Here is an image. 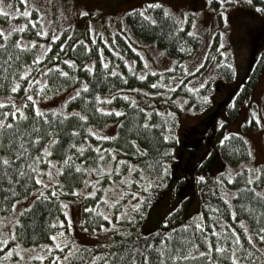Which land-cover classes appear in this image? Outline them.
Segmentation results:
<instances>
[{"label":"trees","instance_id":"16d2710c","mask_svg":"<svg viewBox=\"0 0 264 264\" xmlns=\"http://www.w3.org/2000/svg\"><path fill=\"white\" fill-rule=\"evenodd\" d=\"M159 2L155 0L145 3L143 8L130 10V13L124 16L126 26L116 27L112 34L115 38H109L112 48L117 49V52L111 50L107 46L108 42L102 41L100 36L93 40L88 33L84 34L83 30L77 38L72 31L70 35L62 34L60 40L52 41L50 49L42 54L43 58L38 63L33 61L36 60L41 49H28V47L21 49L17 46L13 49L14 45L10 43L6 44V54L4 49H0V94L17 93L16 98L23 102V99L27 100V97L31 96L30 93L42 95L67 88L74 92L71 97H75L67 100V111L53 109L41 111L48 117V121L52 122V130L60 137V143L51 149L52 156L49 159L58 162L56 164L58 168L63 165L65 155L72 156V163L63 165L62 173L57 174L55 168L52 179L59 181L53 184L56 196H52L51 199L44 197L36 199L41 191L51 196L52 189L43 188L34 180L28 181L26 185L25 178H20L19 185L0 181V214L9 213L12 209L11 204L15 200H20L21 195L30 196L36 193L30 203L31 207L27 206L19 213L17 220L20 223L17 224V220L14 223L13 234L9 240L10 246L33 247L51 241L52 235L65 225L67 210L65 203L80 199L84 227L97 230L100 225L108 223L115 225L116 230L111 229L112 239L109 241L98 243L96 246L77 247L73 255H67L66 264H91L92 257L97 253L104 255L117 252L120 255L125 253L131 255L132 247L143 248L147 243L160 246V240H165L170 245L171 251L165 249L166 255H175L177 250L180 255H187L193 242L200 246V251H205L207 246L202 239L201 231L196 228V224L200 223L204 225L203 234L214 242V246L216 241L223 243L225 236L231 234L230 231L225 232V229L234 228L241 234L245 249L251 250L244 228H248L255 238L258 229L264 227V203L258 198L253 199L250 192L242 193L240 198L232 196L233 192L244 187L249 171L248 168H244L235 176H230L227 175V167L230 169L248 157L249 144L242 134L231 133L226 125L228 119L239 113V109L235 106V102L240 99L237 97H247L251 92L264 66V57L261 65L242 85L238 94L235 93L234 97L230 98L228 118H223V125L219 124L222 119L219 115L217 123H213L211 119L195 121L180 135L178 123L184 111H198L199 107L207 105L209 97L205 88L188 86L195 82V77H192L191 73L190 75L183 73L182 66L186 64L184 60L198 48L196 33L189 29L185 19L168 12L166 6H162V2ZM155 3H158L159 7H149L150 4ZM165 12L168 15H165ZM152 20L156 23L153 24ZM131 31L141 40L153 42L163 49L177 61V66L163 72L147 71L135 60L128 66L121 47L127 44L125 38H128ZM27 32H30L29 29ZM49 32L50 29L44 36H36L37 32L33 31L22 36L33 38L38 47L46 37H49L47 43H51ZM14 35L8 39L13 38ZM110 53L115 55V61H110ZM7 55H11L12 59L8 60L6 65ZM129 56L128 53L126 58ZM68 60L74 61V65L67 64ZM54 65L59 67L55 68ZM85 65L88 67L86 68ZM28 68H31V71L27 76H22ZM49 69L51 71H48ZM61 71L68 75H61ZM141 76L144 79H141ZM188 77L191 81H188ZM34 80L47 83L43 89H40L35 87L38 83H33ZM17 81L20 85L30 82L32 87L12 91ZM85 83L88 85L87 89L82 87ZM77 91L80 93L79 96H76ZM97 95L101 98L99 101L96 100ZM5 105L7 108L12 106L9 112L7 108H2ZM5 105L1 107L0 113H11L19 108L29 117L27 121H21L22 128H31L33 121H36L41 127L40 134L43 135V130L50 127L42 117L36 116L32 104H25L22 107L16 103ZM99 108L108 111L102 113ZM54 111L55 116L52 115ZM117 112L121 114L117 115ZM61 113H73V115L62 117ZM75 113H79L80 116H76ZM83 116H87L88 119H81ZM2 118L3 116L0 115V119ZM8 119L12 120L13 117L9 115ZM112 124L115 133L105 134L104 129ZM89 129L96 135L93 136ZM73 130L76 131L75 135ZM209 132L213 138L211 142L217 139L218 150L213 153L208 149L203 162L195 167L193 177L190 171L182 175L177 188L174 189V192H177L180 188L191 187L198 196L199 212L183 218L179 208L164 216L158 229L148 233L142 232L141 225L150 207L165 190L169 189L171 183H175L174 162L188 153L189 149L196 152V149L201 147V140H204ZM45 142L46 140L31 145L30 154L42 156L39 149ZM80 145H84L82 150L79 149ZM97 148L101 151L98 152ZM109 149L112 151L109 152ZM215 155H219L222 161L221 172L216 176L204 172L210 159ZM76 165L88 171H77ZM188 165L193 168L191 164ZM35 166L43 169L49 167L46 159H42ZM25 171L29 170L25 168ZM260 173V180L254 182L257 191H261L260 187L264 183V169ZM251 174L258 173L253 171ZM201 177L204 179L201 180ZM229 177L232 179L230 180ZM42 179L49 181L47 175L42 176ZM8 188H13L17 195L13 197L7 191ZM33 189L37 191L33 192ZM89 192L95 194L89 196L87 195ZM106 194H114V198L116 197L111 204L112 207L111 205L103 207L105 203L102 196ZM137 204L140 205L138 209L134 207ZM107 208L110 210L108 215L104 213ZM233 211L236 213L235 219L232 218ZM106 216H110L111 220H106ZM127 216L133 219L128 220ZM240 220L245 222L244 225L238 223ZM59 221L64 223L59 224ZM184 225L190 227L184 228ZM165 233L171 236L170 241L165 237ZM184 240L187 242H182ZM0 245H2L1 262L6 254L7 243H2L0 240ZM155 255L156 253L149 251L150 257ZM192 255L195 256V252ZM212 255L214 258L218 256L215 252H212ZM139 259L137 255V260ZM261 259L264 264L263 257ZM96 264L103 262L97 261ZM123 264H127V258ZM169 264H208V261L206 258L197 257L188 261H169ZM221 264H230V261L221 258Z\"/></svg>","mask_w":264,"mask_h":264},{"label":"rangeland","instance_id":"374dc122","mask_svg":"<svg viewBox=\"0 0 264 264\" xmlns=\"http://www.w3.org/2000/svg\"><path fill=\"white\" fill-rule=\"evenodd\" d=\"M152 1L155 0H27L26 3L25 0H3L5 12L11 13V15L0 13V29H3V32H0V44L10 43L14 45V49L19 42L26 45L28 49H41L39 55H42L50 49L54 40L51 39V43H47L46 40L49 37H46L37 47L33 43L35 42L33 38H24L22 35L36 31V36H40L39 32L47 33L50 29V37L56 35L59 37L57 40H60L62 34L68 36L72 31L77 38L80 31L83 30L84 34L88 33L93 40L100 36L102 41L108 42L107 46L111 50L117 52V49L112 48L109 40L110 37L115 38L112 34L116 27L119 25L126 26L124 16L126 17L130 10L143 8L145 3ZM157 1L163 2L161 4L162 6L163 4L166 5L168 12L185 19L189 29L196 33L199 41L198 48L184 60L186 64L182 66L183 73L185 72L187 75L191 73L192 77H195V82L188 86L205 88L209 97L207 105H203L202 108L199 107L198 111H184L178 123L180 135L187 131L188 126L195 121L211 119L213 123H217L219 115H221L222 119L219 124H222L223 118H228L227 109L230 98L235 93L238 94L242 85L261 65L263 60L264 12L258 11L256 5L264 6V0H252V3H249L248 0H225L223 6H221L220 0ZM25 10L30 12L29 16L16 15V12L23 13ZM190 10L195 12H190ZM143 13L145 14V12ZM28 29L30 32H27ZM13 34H15L13 38L8 39ZM125 39H127L125 41L127 44L123 42L125 47H121V50L128 66L134 60L136 63H140L139 65L145 70L153 72H163L177 66V61L173 60L163 49L153 42L148 43L141 40L132 31ZM128 53L130 56L126 58ZM114 58L115 55L110 53V61ZM112 63L109 64L112 65ZM188 78V81H191L190 77ZM43 82L45 81L41 83ZM14 84L17 89L32 87L30 82L20 85L17 81ZM35 87L39 88L38 84ZM30 94L33 100L23 99L22 102L21 99L16 98L17 93L13 92V95L2 93L0 94V103L3 106L6 103L9 105L16 103L21 107L25 104H35L40 111L50 109L67 111L66 102L69 97L74 95V92L63 88L42 95ZM237 98L240 99L235 102V106L239 109V113L228 119L226 128L232 133H239L245 137L249 144V153L248 157L241 163L230 169L227 167V175L235 176L238 171L244 168L258 169L259 175H261L260 171L262 172L264 169V66L247 97L239 96ZM11 107L7 108L5 105L2 108H7L6 110L9 112ZM253 113L259 117V122ZM104 130L105 134L110 135L113 133L114 125H109ZM214 136L215 131L213 138ZM204 138L200 142L201 147L196 149V152L189 149L190 152L187 151L188 153L180 156L174 162L175 183H171L169 189L165 190L150 207L147 217L141 225L142 232L148 233L158 229L164 216L179 208L183 218L199 212L198 196L191 187L180 188L177 192H174V189L177 188L182 175L190 171L191 177H193L195 167L203 162V157L208 149L213 153L218 150L216 147L217 139L211 142L213 138L210 132ZM188 164H191L193 168ZM221 166L220 156L215 155L210 159L204 172L216 176L221 172ZM52 171L54 173L55 168ZM260 189L264 190V183ZM34 195L36 193L27 196L26 200H20V203L14 209L12 208L9 213L0 214V240L2 243H7L6 254L0 264H58L55 256L69 255V248H72L74 253L77 247H83V245L96 246L98 243L112 239V224L104 225L105 228L109 229L108 231H102L100 227L96 230L83 226L82 202L80 199H73L65 203L67 207L66 222L54 234L57 235L56 241L51 239L45 244L33 247L10 246L9 240L13 234L14 223L21 209L30 205ZM115 198L114 194L102 196L105 203L103 207H109ZM109 212L108 208L104 211L107 215ZM61 230L65 235H58ZM56 243H63V249L55 248ZM46 246H52V250L49 251ZM41 256L44 257L43 260L39 258ZM63 264H66V261Z\"/></svg>","mask_w":264,"mask_h":264},{"label":"snow or ice","instance_id":"6c2138e0","mask_svg":"<svg viewBox=\"0 0 264 264\" xmlns=\"http://www.w3.org/2000/svg\"><path fill=\"white\" fill-rule=\"evenodd\" d=\"M27 0H25V3ZM249 3H252V0H248ZM221 6L224 5L225 0H220ZM9 7L11 5L9 4ZM149 7H159L158 3L150 4ZM257 10L264 12V6L256 5ZM0 13L4 15H11V13L5 12L4 6H3V0H0ZM83 14V13H82ZM165 15H168L167 12L164 13ZM16 15H23L25 17L30 15V12L28 10H25L23 13L16 12ZM150 19V17H149ZM153 24L156 23L155 20L151 21ZM0 32H3V29H0ZM47 33L44 31L39 32L40 36H44ZM52 40L59 39L58 36L52 35ZM35 43V42H33ZM79 43V41L77 42ZM17 46L20 48L27 47L26 45L20 44L17 42ZM63 47V45H61ZM75 47V45H73ZM0 49L5 50L6 54V45L0 44ZM43 58L42 55H38L36 57V60L33 61V63H38ZM11 55H7V60L5 61V64L7 65V61L11 60ZM18 59V57H17ZM67 64L74 65V61L68 60L66 61ZM55 68H58L59 65H54ZM87 68L88 65H85ZM107 67V65H105ZM29 71H31V68H28V70L24 71L22 75L27 76ZM48 71H51L49 69ZM63 76H67L68 73L61 71L60 73ZM115 75V73H113ZM141 79H144L143 76L140 77ZM33 83H38V86L40 89H43L46 85V81L43 83H39L38 81L34 80ZM84 89L88 88V85L85 83L82 85ZM17 88L14 87L12 91H16ZM80 93L77 91L76 96H79ZM46 98V97H45ZM75 97H69V99H74ZM101 98L97 95L96 100L99 101ZM107 99V98H106ZM125 99H129L128 97H125ZM206 99V98H205ZM27 100L31 101L33 100L32 96H28ZM135 103V101H133ZM2 103H0V107H2ZM35 109V114L37 117H42L46 124L50 125L47 129L43 130L44 134L41 135V127L39 123L36 121H33V125L31 128H22L21 127V121H27L29 117L21 110L16 109L15 111L8 113H0V115L3 116L2 119H0V181H8L12 185H19L21 180L20 178H25V185L28 181L34 180L36 184L41 185L43 188H50L52 189L51 196H48L45 194V192L41 191L39 195L36 197V199H40V197H44L45 199H51L52 196H56L55 188H53L54 183H59V181L53 180V168H56V164L58 162H54L53 160L49 159V157L52 156L51 149L58 145L60 143V137L56 134L55 131L52 130V122L48 121V117L40 111L36 105H33ZM100 112L104 113L107 112V109L99 108ZM17 113H19V116H17ZM117 115H120L121 113L117 112ZM11 115L13 117L12 120L8 119V116ZM52 115L55 116L56 112H52ZM73 115V113H61V116H68ZM76 116H80L79 113H75ZM253 116L256 117V114L253 113ZM83 120H87V116L81 117ZM257 122H259V117H256ZM145 126H147V122H145ZM91 132V129H89ZM73 134H76V131L73 130ZM93 136L96 135L95 132H91ZM86 139V138H85ZM104 139H111L110 137H104ZM165 139H168V137H165ZM46 142L43 144V147L39 149V152L43 155H35L32 156L30 154V146L33 144H40L41 142ZM223 142V141H222ZM133 143H135L133 141ZM69 147H75V145H69ZM84 145H80L79 149L82 150ZM97 151H101V149L97 148ZM109 152L112 150L109 149ZM42 159L47 160L48 168L43 169L39 168L35 165H38ZM100 159H103V157H100ZM31 161V162H29ZM72 163V156L71 155H65L63 165H70ZM61 165L60 167L56 168L57 174L62 173L64 171V167ZM77 171H85L87 172L88 169H82L80 165H76ZM247 167V166H245ZM25 168H27L29 171H25ZM95 171V169H93ZM243 171V169H242ZM249 176L246 180V183L244 187L237 189L235 192L232 193V196L236 198H240L241 194L244 192H250L252 193L253 199L258 198L262 203H264V190L257 191L256 187L254 186V182H258L260 180L259 170H253L248 169ZM253 171H256L257 175H252L251 173ZM47 175L49 177V181H45L42 179V176ZM201 180L204 179V177L200 178ZM231 180L232 178L229 177ZM91 183V181H89ZM7 191L11 193L13 197L17 195V193L13 190V188H8ZM33 192L37 191L36 189L32 190ZM94 192H89L87 195L92 196L94 195ZM227 198V197H226ZM26 195H21L20 200H26ZM20 200H15L11 207L14 209L18 203H20ZM63 203V202H61ZM31 207V204L29 205ZM135 208H139L140 205L137 204L134 206ZM243 207V206H242ZM21 211H24V209H21ZM87 211V210H86ZM249 211H252L249 209ZM124 215V214H121ZM128 220H132L133 217L127 216ZM232 218H236L235 211L232 212ZM106 220H111L110 216L105 217ZM17 224L20 223L19 220L16 221ZM59 224H63V221H59ZM239 224L244 225V221L240 220L238 221ZM184 228L190 227L189 225H184ZM215 227V226H213ZM111 228L113 230H116L115 225H111ZM197 230L201 231L202 239L204 243L206 244L207 248L205 251H200V246L196 243L191 244V248L188 250L187 255H180L179 251L177 250V253L175 255H166L165 249H169L171 251L169 243H166L165 240H160L159 245H154L153 243H147L143 248L140 247H132L131 248V255L125 253L124 255H120L117 252H110L106 253L104 255H101L100 253H97L95 256L91 259V264H96L97 261H102L103 264H123L125 258H127V264H169V261L175 262L177 260L180 261H188L189 259H195L197 257L200 258H206L208 261V264H221V258L227 259L230 261V264H262V257H264V227H260L258 231L255 233V238L253 235L249 232L248 228H244V233L247 235V242H249L251 246V250L245 249L244 243L241 240V234L236 232V229H225V232H229L231 234L226 235L224 238V242L220 243L219 241L214 242L209 240L207 235L203 234L204 225L202 223L196 224ZM100 229L102 231H108V228H105L104 225H100ZM174 231V230H173ZM58 235H65L63 230H61ZM130 235V234H129ZM165 237L170 241L171 236L168 233L164 234ZM215 235H220V233H215ZM51 239L53 241L57 240V235H52ZM184 243L187 242V240L182 241ZM2 246V245H0ZM49 248V251L52 250V246H46ZM55 248L63 249L64 245L63 243H56L54 245ZM73 247H75V244H73ZM149 251H152L156 253L154 257L149 256ZM195 252V256L192 255V253ZM212 252H215L218 254L216 258L213 257ZM69 255H73L72 248L68 249ZM137 255H139L140 259L137 260ZM41 260L44 259L43 256L39 257ZM68 259L67 256H55V260L58 262V264H63L64 261Z\"/></svg>","mask_w":264,"mask_h":264}]
</instances>
